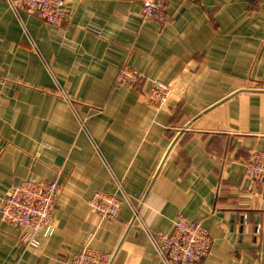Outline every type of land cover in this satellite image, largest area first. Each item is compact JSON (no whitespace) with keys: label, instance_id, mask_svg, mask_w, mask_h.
Masks as SVG:
<instances>
[{"label":"crops","instance_id":"1","mask_svg":"<svg viewBox=\"0 0 264 264\" xmlns=\"http://www.w3.org/2000/svg\"><path fill=\"white\" fill-rule=\"evenodd\" d=\"M59 26L0 0V195L54 181L56 230L25 250L0 218V264H68L85 243L111 264H165L148 232L180 215L212 239L201 264H264V0H168L164 27L137 0H66ZM128 64L148 79L118 85ZM151 78L173 95L157 108ZM83 122V123H82ZM122 200L117 218L89 206Z\"/></svg>","mask_w":264,"mask_h":264},{"label":"built area","instance_id":"2","mask_svg":"<svg viewBox=\"0 0 264 264\" xmlns=\"http://www.w3.org/2000/svg\"><path fill=\"white\" fill-rule=\"evenodd\" d=\"M11 9L19 14L26 12L39 15L45 22L59 26L69 15L66 0H4ZM142 4L140 16L142 22H152L159 27L168 24V0H137ZM116 84L133 86L148 78L139 70L124 64L120 67ZM149 97L157 108L165 107L173 92L169 83L151 78ZM244 177L253 183L264 186V150L250 151L244 164ZM59 182L28 179L13 186L9 194L0 195V218L2 221L25 230L19 235L23 248H35L40 245V235L51 236L56 230L54 209L59 192ZM89 206L103 219L117 218L122 200L115 195L95 194L89 200ZM152 238L157 253L165 264H201L212 247V239L205 226L199 221H190L180 215L174 223L171 233L154 235ZM113 253L102 252L85 243L78 253L73 254L68 264H111Z\"/></svg>","mask_w":264,"mask_h":264},{"label":"rangeland","instance_id":"3","mask_svg":"<svg viewBox=\"0 0 264 264\" xmlns=\"http://www.w3.org/2000/svg\"><path fill=\"white\" fill-rule=\"evenodd\" d=\"M129 66H130V65H129ZM117 76H118V75H117ZM159 80H160V79H159ZM144 81H145V80H142V82H144ZM161 81H162V80H161ZM135 85H138V84H135ZM135 85H133V86H135ZM82 123H83V122H82ZM248 157H249V156H248ZM247 159H248V158H247ZM59 192H60V186H59ZM59 192H58V193H59ZM95 194H104V192H100V191H99V192H95V193L92 195V197H93ZM106 194H108V193H106ZM92 197H91V198H92ZM91 198H90V199H91ZM90 199H89V200H90ZM88 202H89V201H88ZM91 209H92V208H91ZM25 225H29V224H27V222H24L23 224H21V225L19 226V228H18V227H16V228H18V229L20 230V233H21L22 230H23V231L25 230V228L22 227V226H25ZM40 237H41V235H40ZM40 237H39V238H40ZM39 246H40V245H38V246L35 247V248H24V249H25V250H27V249H36V248H38Z\"/></svg>","mask_w":264,"mask_h":264}]
</instances>
